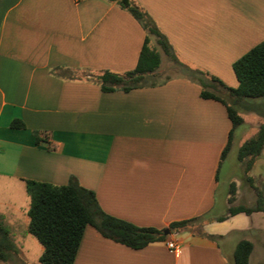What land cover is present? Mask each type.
<instances>
[{
	"label": "crops",
	"instance_id": "obj_1",
	"mask_svg": "<svg viewBox=\"0 0 264 264\" xmlns=\"http://www.w3.org/2000/svg\"><path fill=\"white\" fill-rule=\"evenodd\" d=\"M134 1L176 60L151 36L160 68L142 87L104 92L96 77L135 69L146 39L117 0H0V179L65 185L75 177L105 213L139 227L201 218L138 250L88 225L73 264H235L241 240L253 243L251 264L256 245L264 248V213L227 215L251 194L238 159L245 130L235 143L241 125L233 129L226 105L202 97L184 70L214 78L210 90L247 123L249 99L236 102L226 88L239 84L233 63L264 41V0ZM164 63L173 74L158 79ZM16 120L24 127H12ZM261 156L253 169L264 167ZM28 223L0 264L40 263L44 248L28 239ZM170 240L179 243L173 252Z\"/></svg>",
	"mask_w": 264,
	"mask_h": 264
},
{
	"label": "trees",
	"instance_id": "obj_2",
	"mask_svg": "<svg viewBox=\"0 0 264 264\" xmlns=\"http://www.w3.org/2000/svg\"><path fill=\"white\" fill-rule=\"evenodd\" d=\"M116 1V0H110ZM146 30V39L135 69L123 74L103 71L96 77L104 92L118 89L129 91L145 84L146 77L160 68V52L149 45L151 36L155 37L162 52L175 59L174 52L156 27L149 15L134 0H117ZM233 71L238 80L237 88H226L234 101L264 98V41L252 48L248 53L233 63ZM188 78L202 86V97L222 102L233 124V129L243 124V119L233 105L210 90L209 85L214 78L208 79L202 71L184 70ZM12 127H24L23 122L14 121ZM222 157L225 158L231 147V138ZM264 150V124L257 134L240 147L238 159L248 160L246 171L249 173ZM256 186L257 200L255 205L238 204L228 209L227 215L264 213V179ZM26 190L31 203L27 211L29 218L28 231L44 250L40 257L41 264H73L85 228L94 227L104 238L132 249H142L152 243L166 241V229L171 232L182 231L194 227V222L201 218L174 222L166 229L139 227L125 220L105 213L99 205L94 191L80 185L75 177H71L65 185H53L45 182L27 180ZM226 216L219 218L225 219ZM16 251L8 230L0 221V260L6 261L9 253ZM253 251V243L241 240L234 251L235 264H249Z\"/></svg>",
	"mask_w": 264,
	"mask_h": 264
},
{
	"label": "rangeland",
	"instance_id": "obj_3",
	"mask_svg": "<svg viewBox=\"0 0 264 264\" xmlns=\"http://www.w3.org/2000/svg\"><path fill=\"white\" fill-rule=\"evenodd\" d=\"M166 64L164 63L163 69H161L157 75H155L158 79H162L167 77L168 74H173L171 71H168V69L165 67ZM248 111L244 112L242 111V115L244 116L247 123L244 125H241L239 129L237 130V138L235 139V143L238 142V134L245 130L244 134L246 135L245 140L252 139L257 131L258 127L261 123L264 122V114L262 112V109L264 111V98L262 99H249L248 100ZM258 105V106H257ZM257 106V107H253ZM262 107V108H261ZM253 108V109H252ZM263 114V116L261 115ZM263 117V118H261ZM262 119V122L259 120ZM259 121V122H258ZM244 140V141H245ZM235 149L233 148L230 152V157L223 165L222 172L224 173L229 169V163L231 160H235V154H236V144L234 145ZM264 152V151H263ZM263 155V153H262ZM264 157V156H261ZM263 159V158H262ZM247 159L243 161V179L242 183H244V186L247 188V190L251 194H241V201H243L241 204H244L246 206H249L248 203H252L251 206L255 205L257 200V190L252 189L253 184L260 185L259 179L257 177V170L264 169V167L260 164L256 165L255 169H252L249 173L246 171L247 167ZM234 171V170H233ZM264 171V170H263ZM262 176L264 178V172H262ZM31 199L30 196L27 193L26 186L22 183L18 182H9L7 180L0 179V221L3 223V225L6 227V229L9 232L10 237H16L19 238L22 235H24V225L26 224V221L29 219L27 215V211L30 207ZM29 240H32L35 242V244H38V246H41L39 241L32 235H27ZM256 249L254 251L253 260L251 264H264V259H262V251L264 248H262L260 245H256ZM35 251V248L32 247L31 251ZM263 261V263H261ZM29 264H41L38 261H31Z\"/></svg>",
	"mask_w": 264,
	"mask_h": 264
},
{
	"label": "built area",
	"instance_id": "obj_4",
	"mask_svg": "<svg viewBox=\"0 0 264 264\" xmlns=\"http://www.w3.org/2000/svg\"><path fill=\"white\" fill-rule=\"evenodd\" d=\"M179 243L175 240H170L167 242V248L170 252H173L177 249Z\"/></svg>",
	"mask_w": 264,
	"mask_h": 264
},
{
	"label": "water",
	"instance_id": "obj_5",
	"mask_svg": "<svg viewBox=\"0 0 264 264\" xmlns=\"http://www.w3.org/2000/svg\"><path fill=\"white\" fill-rule=\"evenodd\" d=\"M164 234H165V235H169V234H170V230H169V229H166V230L164 231Z\"/></svg>",
	"mask_w": 264,
	"mask_h": 264
}]
</instances>
